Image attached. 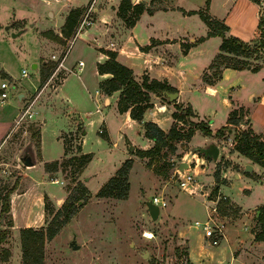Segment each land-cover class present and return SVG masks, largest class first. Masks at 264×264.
<instances>
[{
    "label": "rangeland",
    "instance_id": "obj_1",
    "mask_svg": "<svg viewBox=\"0 0 264 264\" xmlns=\"http://www.w3.org/2000/svg\"><path fill=\"white\" fill-rule=\"evenodd\" d=\"M223 1H130L131 4L143 3L149 9L157 10L152 14L143 12L132 27H126L116 15L120 0H0V83L8 84L5 90L7 98L0 101V122L14 120L24 103L34 98L39 77L32 66H40L43 61L48 64L57 62L46 89L30 107L37 118L25 116L18 123L13 122L0 142V195L11 187L16 178L13 193L27 187L24 197L12 200L14 225L10 214L11 226L6 225L8 216L0 217V264H23L20 230L27 218L31 219L40 211L43 213L40 226H36V218H32L30 224L33 227L29 228L42 229L45 225L43 196L55 211L81 189L85 192L80 200L74 201V214L51 240L42 242L41 259L35 264H184L186 244L192 255L190 264H216L217 256L212 257L213 254H218L223 264L264 262V243L254 247L255 242L251 238L255 212L264 202V174L259 166L250 173L244 172L245 165L251 164L245 163V158L232 149L234 125L221 138L195 132L189 140L174 142L173 151L163 148L151 159L139 158L134 153L135 149L144 150L150 146L143 134V123L151 121L163 131L167 130L174 107L189 105L183 103L185 100L198 112L194 114L192 110L194 116L189 120L193 122H206L209 128L213 122L215 129L225 124L230 111L235 112L233 118L236 119L241 110L242 119L247 120V126L254 133L263 131L264 127L252 124L247 117L249 106L229 96L245 83H251L254 88V75L226 74L216 87V96L206 99L208 97L200 87L202 75L213 78V73L223 70L219 65L221 61L216 59L217 64H213L212 59L209 63L215 68H207L201 77L197 70L204 58H210L217 51L218 39L194 46L190 52L179 50V43L175 44L173 40L187 42L191 36L203 35L206 27L199 16L186 13L203 11L207 15L218 16L230 5L228 0L226 5H222ZM70 8L86 9L82 15L86 14V21L91 23L76 33L61 68L59 60L67 45L66 40L58 43L48 38L49 45L41 38V32H58ZM14 33L19 34L13 37ZM165 38L172 41L148 55L138 56L134 48L135 42L144 48L149 47L151 39ZM109 47L119 54L118 62L132 66L135 73H142L147 68L149 75L156 77L153 79L169 80L176 87V92L180 91L178 100L182 102H177V99L168 102L164 96L149 93L151 107L144 112L141 121L130 120L117 111V92L112 93L109 103L104 105L98 83L106 77L97 74L96 65L104 61V55L98 49ZM155 56L159 60H155ZM228 57L242 59L233 55ZM143 59L149 60L143 62ZM261 60H264V54L245 58L250 66L258 65ZM79 61L83 67L78 73ZM22 69L26 71V77H21ZM64 75L63 81L57 85ZM55 87L57 89L52 91ZM249 87L252 88L251 85L242 88V98ZM95 92L100 96L94 99ZM18 94H24L21 101ZM227 100L230 103L228 111L225 107ZM158 104L168 105L166 109L171 112L157 113L155 106ZM96 108L99 112L95 111ZM39 122V156L33 166L24 168L19 157L25 153L35 160V139L30 137L35 126L30 125L38 126ZM239 126L246 127L244 123H239ZM187 128L183 126L184 131ZM61 136L69 140L66 144L70 155L78 154L79 147L81 153L91 154L90 161L78 174L73 173L70 166L55 172L44 171V163L62 156ZM210 143L218 148L216 160L205 155L198 157L194 153L195 149H205ZM129 145L134 146L131 153L128 152ZM128 158L131 159V167L127 174L126 197H97L99 188ZM181 162L186 163L187 168L180 170ZM215 171H218L221 184L216 196L209 197L215 185ZM178 172L191 176V185L181 187ZM54 178L59 180L58 183L51 182ZM152 197H160L166 203L154 222L146 213L144 204ZM214 199L218 201L214 213L216 218L235 219L224 223L223 241L221 239L212 246L203 240L201 229L194 227L193 222L207 219L209 210L206 206ZM222 208L225 216L220 211ZM175 229L186 243L178 238ZM144 232H149L151 238L145 237ZM72 239L79 245L75 250L70 245ZM234 252H237L235 256Z\"/></svg>",
    "mask_w": 264,
    "mask_h": 264
},
{
    "label": "trees",
    "instance_id": "obj_2",
    "mask_svg": "<svg viewBox=\"0 0 264 264\" xmlns=\"http://www.w3.org/2000/svg\"><path fill=\"white\" fill-rule=\"evenodd\" d=\"M258 5V22H257V39L255 38L250 42L242 41L235 36L228 35L227 27L220 21L211 18L203 11H188L186 14H197L201 21L206 25L208 31L206 36L199 37L191 44H182V49L186 50L196 43H199L209 36H218L220 38V44L218 46V52L213 57L214 63L220 60L222 68H230L234 70H242L249 67V70L256 72L264 64V60L256 66H250L245 61V58L253 56L259 57V54H264V17L261 10V0H250ZM208 3V0H206ZM86 10V9H85ZM84 8H71L68 10L65 19L60 27L61 36L54 35L51 31H45L42 36L60 43L63 40H67L74 35L76 27L78 26L82 17ZM147 12L152 14L153 10L146 7L143 3L131 4L129 0H120L116 9V15L122 20L126 27H132L140 14ZM152 44V42H151ZM142 51L148 49V46L140 48ZM98 51L105 55L106 59L102 63H97L96 71L98 75H107L108 77L102 79L98 83V89L104 95H111L117 92L116 108L119 113L128 112V116L131 120L141 121L144 112L151 107L149 103V93H152L158 97L166 96L163 93L176 92V89L170 86L166 81H159L150 79L146 75H142L140 80L134 79L132 71L119 63L116 60V52L112 50L98 49ZM233 55L242 59H233L228 57ZM218 61H217V60ZM216 60V61H215ZM57 62L41 63L39 69L40 84H43L52 74ZM208 68H215L213 65H208ZM221 69V68H220ZM220 70L213 73V78H206V75H202V81L206 84H213L220 77ZM167 99V98H166ZM176 105V104H175ZM174 111L171 112L170 117L172 119L170 127L163 131L157 126L156 123L148 121L142 125L144 137L152 141V145L148 149H135V155L139 158H148L158 155L163 148H167L170 151L174 150V142L181 140H189L195 132L201 133L203 136H209L213 138H221L225 135L231 125L233 127L232 149L239 155L248 159L250 162L256 164L262 168L264 173V129L260 134H256L253 130L247 126V120L242 119L243 114L239 111L238 117L234 119V111H230L228 118L224 125L219 126L211 130L206 122H193L189 120L194 114L190 105L184 108L181 105H176ZM239 123L246 125V127L239 126ZM188 128L184 131L183 126ZM30 126L33 129L30 131V137L35 139V155L39 156L40 145V131L39 125L33 124ZM102 134V133H101ZM105 137L106 135L103 134ZM63 142V156L60 159L44 163V171L46 173L58 171V169L70 166L72 172L75 174L80 173L85 165L90 161L91 154L81 153L80 147L77 149L78 154H69V148L66 142L69 140L66 136H61ZM199 149L194 153L201 157L203 154L199 153ZM131 167V159H126L120 167L115 171V174L111 176L105 184L96 193L97 197L102 198H125L128 190L127 174ZM215 185L212 188L209 197L216 196L219 187L218 171L213 174ZM17 184V178L12 183L11 187L7 191L0 195V217L9 215V195L14 191ZM85 189L77 195H72L66 203H63L57 210H53L47 202L46 196L43 201L44 212V226L42 229L22 228L20 230V239L22 244V260L23 264H35L41 259L40 251L42 242L44 240H51L64 226L75 212L74 201H78L84 195ZM208 197V198H209ZM258 215L254 217V226L251 229L254 241H264V202L257 208ZM222 215H226L224 209H220ZM6 225L11 226V218L8 216ZM183 263L188 264L186 249L183 253Z\"/></svg>",
    "mask_w": 264,
    "mask_h": 264
},
{
    "label": "crops",
    "instance_id": "obj_3",
    "mask_svg": "<svg viewBox=\"0 0 264 264\" xmlns=\"http://www.w3.org/2000/svg\"><path fill=\"white\" fill-rule=\"evenodd\" d=\"M228 1H230V5L227 7L226 11L220 13L218 16H212L210 14H209V16L210 17L212 16L211 18H214V19L222 22L227 27L228 31L226 32V34L235 36L238 39H240L242 41H246V42H249L251 40H254L258 36V32H257L258 8H259L258 5H256L255 3L251 2L250 0H228ZM226 3H227V0H224L222 2V5H226ZM156 10H154L153 12H155ZM261 10H262V14H263V17H264V0H261ZM89 11H90V8H89ZM205 27H206V25H205ZM82 28L83 27H81L77 32L81 31ZM47 31H51V30H47ZM207 31H208V28L206 27V30H205L204 34L203 35H200L199 37L206 36ZM51 32L53 33L54 31H51ZM42 33L43 32H41V38L45 39L46 43L50 45L49 40H46L48 38L42 36ZM53 34L54 35H57L58 37H60L61 36V34H60V28H59V31L58 32H54ZM199 37L195 38V37H192L191 36V37H189L187 39V42H185L184 40L182 41V39H180V40L173 39V40H175V44H177V42L179 43V45L177 44V46H179L178 47L179 50H183L180 45H182V44H191L195 40H197ZM214 39H218V41H219L218 46H219V44H220V38L218 36H209L206 39H204L203 41L199 42L198 44H194L193 46H190L186 51H189L190 52L193 49L194 46L206 44L208 41L214 40ZM170 41H172V40H170L168 38H165L164 40L151 39L149 42H152V44H150L149 47H148V49H146L144 51L140 50V48H143L142 45H140V44H138V43L135 42L134 48H136L135 50H137V52L139 53L138 56L141 55V54L148 55L150 53V51L155 50L156 48L163 47L164 45H166V43H168ZM65 42L67 43V40ZM109 48L111 49V47H109ZM100 49H104V48H100ZM110 49H105V50H110ZM67 52H68V49L66 50V52H65L62 60L59 62V65L61 66V68H63V60H64V57L66 56ZM217 52H218V47H217V51L216 52H213L214 53L213 56L211 55L210 58L207 57V58H204L201 61V64H200V66L198 67V70H197L198 73H199V75H200V77L203 74V72H205V71L208 70L207 68H208V65L210 64L209 62L213 59V57L216 55ZM41 58L42 57H40L39 60H41ZM105 59H106V57L104 55V60ZM116 60L117 61L119 60V54L117 52H116ZM148 60L149 59H143V62H146ZM155 60H159L158 56H155ZM43 62H45V61H43ZM35 66H36L35 67V71H36V73H37V75L39 77V69H40L41 64H40V66H37V65H35ZM128 68L132 71V74L134 76V79L137 80V81L140 80V78H141L142 75H146L150 79L156 78V77H153L152 75H149V72L147 71V68L146 69H143L142 70V73H135L134 70H133V68H132V66H130V65H129ZM22 70H24V69H22ZM169 70L171 72H173L172 69L169 68ZM81 71H82V69L80 71H78V73L81 72ZM178 73H181V72L178 71ZM243 73H247V74L254 75V77L256 78L255 79L254 88H253V85L251 83L248 84V85H251L252 88H250V87L247 88L248 89L247 90V93L244 96V98H242L241 97L242 88L245 89L248 86L245 83V86L244 87H237L236 89L238 91H236V93L234 92L233 95H229V96L233 100H236V101H238V102H240L242 104L248 105L249 106V113H248V116L247 117L249 118L250 122L252 124H254V125H257V126H260V127H264V64L256 72H252L249 69L234 70V69H230V68H223V70L220 72V77L213 84H206L203 81H201V79H200V81H201L200 87L203 89L204 94L207 95L206 97H208V98L205 97L206 99H209L210 97H213L214 98L216 96V94H217V88L216 87L219 86L220 81H222V79L224 77H226L225 76L226 74H229V75L230 74L231 75L232 74L240 75V74H243ZM26 76H23L21 74V77H26ZM102 76L108 77L107 75H102ZM6 77L9 78L7 75H6ZM64 77H65V75L61 78V81L57 85H59L63 81ZM47 81H49V78L46 81H44L43 84H40V77H39L38 86H37V88H36V90L34 92L35 93L34 98H32L30 100V102H28L27 104L24 103L22 109H20V112L17 115H15L14 120H6V122H0V142L4 139V137L8 133V130L10 129L11 125L13 124V122H15L16 118L19 117L20 114L23 113V117L22 118H24L25 116L28 119H32L34 117L37 118L35 116L36 113L32 112L30 107H31V105L33 103L37 102V100L40 97L39 95L42 93V91H44L46 89V87L48 85V84H46V83H48ZM159 81H163V80H159ZM167 83L169 85L173 86L174 88H176L171 82H169V80H168ZM56 89H57V87H55L52 91H54ZM179 94H180V91L178 90V92H177V102H180L181 103L182 101H180V99L178 100ZM32 95H30V96H32ZM99 96H100V94L98 92H95L94 99H95V97L98 98ZM109 96L106 95V97H104V94H103V104L104 105H107L109 103ZM18 98L20 99L19 101H21L24 98V94H18ZM183 103L189 104L190 107L192 108V110L195 112L194 114H197L198 113L196 111L194 105H192L190 102H187L185 100V101H183ZM167 106L168 105H165V104H158V106H155L156 112L157 113H162V112H167V113L169 112L170 113L171 110H167L166 109ZM162 107H164V110L163 111H160L159 109L162 108ZM225 107L227 108V111H228L229 108H230L229 100L226 101ZM95 111L99 112V109L96 108ZM26 112H30L31 113L30 116H27V113ZM123 114H125V115L128 116V112H123ZM128 118H129V116H128ZM171 122H172V119L170 117V125H171ZM170 125H169V127H170ZM40 128H41V122H39V131H40ZM212 128H213V122L210 124V129L212 130ZM148 141L150 142V146H151L152 145V141H150V140H148ZM148 148H146V149H148ZM62 156H63V153H62ZM62 156L60 158H62ZM36 159H37V157H35V163H36ZM246 162L247 163H250L252 165V171L257 166L256 164L250 162L248 159L245 158V163ZM24 168H29V167H24ZM261 170H262V168H261ZM261 173L264 174L263 173V170L261 171ZM58 181L59 180H57L56 178L51 179V182L52 183H55V184L58 183ZM26 193H27V187H24V189L22 191H20L19 193H17V194H15L13 192L10 194V197H9L10 198L9 214L12 217V223H13V225H14V221H15L14 220L15 214H14V212L12 210V200L14 199V197L15 198H22V197H24L26 195ZM47 197L48 198H52L51 196H47ZM262 199L264 200V197ZM241 213H242V211H241ZM42 217H43V213H41V211H40V213H38L37 215H33L31 217V219L27 218L25 220L26 224L24 225V227H21V228L33 227L30 224V222H32V220H33L32 218H36V222H37L36 223V226H40V222L43 221ZM234 219H231V218H229V219L228 218H220V219H218L216 217L214 218V223L217 225V227L219 229V232H220L219 235H218V237L216 238V241L215 242H213V238H207V237L204 236V230L201 228L200 225H195L194 222H196V221L193 222V225H194V227H196L198 229H201L203 240L206 243L214 246V245H217L221 241V239L223 241V236H224L223 235L224 223L225 222H229V223L230 222H233ZM253 226H254V220H253V223H252V227ZM175 232H176L178 238L179 239H182L186 243V241L182 237H180V235L178 234V232H177L176 229H175ZM251 238H252V241L255 242L253 244L254 247H256L258 245L260 246V244L264 243V241H259V242L258 241H254L253 240L252 233H251ZM186 252H187L188 264H190V261L192 259V255H191L190 251H188V249H187V244H186ZM236 254H237V252H234V256ZM218 256H219L218 254H213L212 255V257H216V260H215L216 261V264H223L222 259H218ZM259 264H264V262H260Z\"/></svg>",
    "mask_w": 264,
    "mask_h": 264
},
{
    "label": "built area",
    "instance_id": "obj_4",
    "mask_svg": "<svg viewBox=\"0 0 264 264\" xmlns=\"http://www.w3.org/2000/svg\"><path fill=\"white\" fill-rule=\"evenodd\" d=\"M91 23V21H86V14L85 15H82L81 19H80V22L78 24V26L76 27V30H75V33L74 35H72L70 37L69 40H67V45L65 46V49H64V52L61 54V58L59 61L62 60L66 50L69 48L73 38L75 37L77 31L81 28V27H84V26H87ZM52 58H54V56H52ZM83 67V64L81 61L77 62V71H80ZM21 74L23 76H26V71L25 70H22ZM8 87V84L6 82H1L0 83V101H3L5 98H7V94H6V89ZM27 113V116H30V112H26ZM23 117V113L19 115V117L16 118L15 122L14 123H18V121L21 120V118ZM100 133H102V130H100ZM179 176V181H180V186L185 188L186 185H191V182H193V179L191 178V176L189 175H184L183 172H178ZM152 201V203L158 205L159 209H161L162 207H165L166 203L165 201L160 198V197H152L150 199ZM215 200V199H214ZM217 200L213 201V200H210L209 203L210 205H207L206 206V209L209 210L208 212V215H207V219L203 222H194L195 225H200L201 228L204 230V236L207 237V238H213V242L216 241V238L218 237L219 235V229L217 227V225L214 223V218H215V214L217 209H216V204H217Z\"/></svg>",
    "mask_w": 264,
    "mask_h": 264
},
{
    "label": "water",
    "instance_id": "obj_5",
    "mask_svg": "<svg viewBox=\"0 0 264 264\" xmlns=\"http://www.w3.org/2000/svg\"><path fill=\"white\" fill-rule=\"evenodd\" d=\"M130 1H134V0H130ZM18 34L19 33H14V34H12V36L14 37ZM32 67H36V66L33 65ZM246 69H249V67L247 66ZM163 94L166 96L168 102H173L174 100L177 99V92L163 93ZM133 149H134V147L132 145L128 146V152L131 153L133 151ZM195 150H197V149H195ZM199 150H200L199 153H202L203 155H205L209 159L216 160V158L218 157V148L212 143H210L205 149H199ZM19 158H20V161L24 167L33 166L35 163V160L32 158V156L25 154V153L23 155H21ZM187 166L188 165L186 163L181 162V163H179L178 168L180 170H182L184 168H187ZM251 171H252V166L248 165V164L245 165L244 172L250 173ZM144 204H145L146 213L148 214L150 220L152 222L156 221L158 219L159 213H160V209H159L158 205L152 203V201L150 199L146 200ZM258 213H259V211L256 210L255 215L257 216ZM70 245H71V248L74 250L79 247V245H77L75 243L74 239H72V241L70 242Z\"/></svg>",
    "mask_w": 264,
    "mask_h": 264
},
{
    "label": "bare ground",
    "instance_id": "obj_6",
    "mask_svg": "<svg viewBox=\"0 0 264 264\" xmlns=\"http://www.w3.org/2000/svg\"><path fill=\"white\" fill-rule=\"evenodd\" d=\"M160 110L163 111V107L160 108ZM144 233H145V232H144ZM144 236H145V237H148V238H151V235L149 234V232H146V233L144 234Z\"/></svg>",
    "mask_w": 264,
    "mask_h": 264
}]
</instances>
